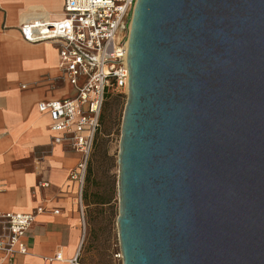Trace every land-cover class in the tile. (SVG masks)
I'll use <instances>...</instances> for the list:
<instances>
[{
    "label": "water",
    "instance_id": "95a60500",
    "mask_svg": "<svg viewBox=\"0 0 264 264\" xmlns=\"http://www.w3.org/2000/svg\"><path fill=\"white\" fill-rule=\"evenodd\" d=\"M122 264H264V0H136Z\"/></svg>",
    "mask_w": 264,
    "mask_h": 264
},
{
    "label": "crops",
    "instance_id": "0c3cea01",
    "mask_svg": "<svg viewBox=\"0 0 264 264\" xmlns=\"http://www.w3.org/2000/svg\"><path fill=\"white\" fill-rule=\"evenodd\" d=\"M62 11L63 0H0V211L42 207L24 233L26 252L0 251V264H65L56 253L71 259L82 244L80 189L70 179L80 154L53 141L51 118L38 110L71 87L60 77L58 44L25 41L19 30L25 20L57 19Z\"/></svg>",
    "mask_w": 264,
    "mask_h": 264
},
{
    "label": "built area",
    "instance_id": "2783aa9c",
    "mask_svg": "<svg viewBox=\"0 0 264 264\" xmlns=\"http://www.w3.org/2000/svg\"><path fill=\"white\" fill-rule=\"evenodd\" d=\"M135 1L63 0L59 18L29 19L19 27L25 41L58 44L60 77L71 91L62 98L40 101L38 110L51 118L53 141L80 154L70 179L79 185L77 203L82 216L83 185L102 107L108 95L128 93L126 36ZM40 211L41 206L30 212L0 211V251L10 257L25 253L24 233ZM55 260L78 264V255L64 260L57 252Z\"/></svg>",
    "mask_w": 264,
    "mask_h": 264
},
{
    "label": "rangeland",
    "instance_id": "374dc122",
    "mask_svg": "<svg viewBox=\"0 0 264 264\" xmlns=\"http://www.w3.org/2000/svg\"><path fill=\"white\" fill-rule=\"evenodd\" d=\"M54 10L59 11V5ZM126 99V94L113 93L108 95L102 107L83 185L84 220L79 224L83 237L78 264H122L116 221L119 200L117 160Z\"/></svg>",
    "mask_w": 264,
    "mask_h": 264
},
{
    "label": "trees",
    "instance_id": "16d2710c",
    "mask_svg": "<svg viewBox=\"0 0 264 264\" xmlns=\"http://www.w3.org/2000/svg\"><path fill=\"white\" fill-rule=\"evenodd\" d=\"M101 117V116H100ZM86 176H87V174H86ZM86 178V177H85Z\"/></svg>",
    "mask_w": 264,
    "mask_h": 264
}]
</instances>
